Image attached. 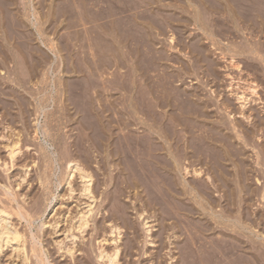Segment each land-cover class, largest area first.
<instances>
[{
    "label": "bare ground",
    "instance_id": "6f19581e",
    "mask_svg": "<svg viewBox=\"0 0 264 264\" xmlns=\"http://www.w3.org/2000/svg\"><path fill=\"white\" fill-rule=\"evenodd\" d=\"M219 2L220 3H218L217 0L212 1L211 5L214 6L213 7L214 9L221 10L223 12H226L227 14L232 12L233 9L231 10V8H229L227 4L223 5L222 0H219ZM237 2L239 3L240 1L237 0ZM256 3H258V2H256ZM239 4H238V6H239ZM244 4H243V6H244ZM260 4H262V3H260ZM262 6H264V5H262ZM196 7H197V9H195V13H196L195 16L196 15L200 16L202 13L204 15L205 11L207 13L208 11L211 10V8H209L207 6L206 7L196 6ZM255 9H257V8H255ZM188 10H189V8H188ZM192 13H193V11H192ZM100 15H102V14H100ZM203 15H201V16L203 17ZM214 15H216V13ZM138 16H140V15H138ZM155 16H156V13H155ZM261 16H262V19L259 22V28L258 29L261 32V34L264 35V12ZM191 17H193V16H191ZM140 18H136L135 26L132 29L133 30L132 35H130V36H132L131 44L133 46L131 57H130L131 58L130 59V62H131V68L130 69H131V73L133 76L134 84L132 83L133 88H131V91L129 90V92L131 93V96H129L130 93H128V96H127V97H129V100L127 99L128 101L126 103L122 104L124 106L123 108H120L121 105L119 106V104L115 101H112V100L107 101V98H105V99L108 103L102 102V103H107V104H103L105 106V108L101 109V107L99 106L102 103H100L97 106V104H98L97 101L100 99L96 100V97L97 96L99 97L101 95L103 97V94L105 93L103 90L99 91V90H95L96 89L95 88L94 91H96V92H94L93 89H90L87 87L79 89L81 92L78 91V89H77L78 87L73 88V89L65 87L63 89L62 93L65 95V97L62 100V104H63V107L61 106L63 108L62 111L64 110L63 112L66 111L68 113H69V111H71V114H73L72 113L73 112L72 111V109H73L72 105H73L76 109H78L79 113H82L83 115L81 114L78 117L76 116L77 118L76 117L72 118L74 116H72L70 114L72 116L71 117L72 120L77 122V123L80 122L82 125L83 124L86 125L85 122L89 123L90 124L89 126L92 127V129L94 131V135H92L93 140L89 141L90 148L88 147V149H84V151L86 150V152H84L85 154L84 153L80 154V152H79L80 150L78 151L77 149H73L72 145L71 146H64V147L62 146L60 148L61 149L60 150V159L62 161L61 165L63 168L61 169L59 174H57V176H56L55 172H52L53 169L55 168L54 167L55 165H53L54 160H53L52 154L55 152L54 149H56V147L58 146L59 143L58 144L56 143L57 146H55L54 144H51L53 149L46 147L48 149H46L44 156H45V158L48 157V159H47L48 165L47 164H45V165H47V168H50V169L49 170H47V169L43 170V172L38 175V181H40L41 185L43 186V189H42L43 196H45V194H47V195L49 194L51 196V193L54 192L53 187H56V191H58V192L56 194H54V201L51 200L52 204L50 203V211L52 214L51 216H53V217L52 218L50 217L51 220L47 219L48 221L46 223H43V226H46L47 229L44 230V228H46V227H44V228L41 227V229L39 231L38 230L37 231L38 232L42 231V234L40 233V235L42 237L47 236L48 233H51L53 235L54 234L62 235L63 237L61 239H56V241L51 240L52 238L51 239L49 238V240H51V243H52V241L55 242L54 247L56 246V249H54V251L57 250L59 252V254L61 252L63 257L64 256H66V257H64L65 259L62 258L64 260H59L60 258L58 260H56L55 253L53 256L54 251L49 252V250H47L48 254L52 253L51 256H53L55 258V259L52 258V261H54L53 262L54 264H68V262L71 260H72L73 264H96V263H94L95 261H93L94 259H97L99 261L98 263H100L101 261L103 262L100 264H150V263L152 264V262H155V261H156V264H164L163 263L164 260H162L163 259L162 257L164 255L162 256V254L164 253L163 250H166V248L168 246V244H167L168 241H166L167 237H165V235H166L165 233H167V232L169 233L170 230H172L173 231L172 234H173L177 228H178L177 231H179V232L182 231L180 229L181 226L179 225V223L181 224V222H180L181 219L176 217V213L178 214V212H176V210H180V211H184V214H183L184 217L186 216L188 218V221L185 220L184 222L188 225L187 228H189V229L188 230H185L186 228L184 229L187 232V233L185 232L186 234H184L186 236V238L184 237V239L178 237V235H175V234H177L176 232H175V234H173L174 235L173 238L174 237H175V239L178 238V241L181 243V245H180L179 249L177 248L179 251H177V250L174 251V252L179 253L177 257L176 256L174 257V255H173V257L176 258L175 262L174 263H168L167 262V264H264V234L262 233L263 235L261 237H260V235L257 237L253 236L254 233L252 235L247 234L246 228L248 227L247 226L248 224L245 223V221L250 223L249 226L251 227V232H253L252 229H255V227H253V225L255 226L257 223L258 224L264 223V211L256 215V213L258 212L257 211L255 213V216L251 217L250 216L251 212L249 213L248 210L250 209V207L252 210V207H254V206H252V205L251 206L246 205L245 207L243 206L246 203L250 204V201L252 202V200L254 199L255 196L259 195V196L263 197V199H264V182H262V179H261L262 177H264V168H262V166L264 167V162H263L264 161V139L261 138L262 136H264V116H261V117L258 116L257 109H255L256 104H255V106H254V104H252L253 107H251V102H254L253 101L254 99H252L251 97H249L246 94L247 88L240 89L242 87V86H240L241 82L236 83L237 78L230 73L231 67L234 69L237 68V71H239L241 68V63H238L239 61L238 62L236 61V58L238 59V57H236V56L242 55L244 52H246V54H247L246 49L248 50V48H249V50H251V52H254V53L255 52L257 53V51H261L262 50L261 46L263 45V41L261 40L262 43L260 41H258L255 44L253 43L252 46L248 45L249 47L247 46V48H246V45H244V43H242L243 41L241 39L240 40L241 43L238 41L240 43V45L236 44V49L234 47L233 48L224 47V46L222 47V44L220 47V46H217L216 43H214V42L212 43V46L214 45L216 47V49L219 50L218 53L220 54L221 58H223L224 60L226 59L225 62H228L227 65H225V67L228 68V69H226V71H227L226 76L229 80L226 88H227V91L232 92V95L235 97V100H236V102L232 101L233 103H231L230 101L233 100L234 98H232V99L230 98L231 99L230 101H228L227 99H225L224 101L222 99V101H221L223 103V105L225 106V107H223L225 109V112H227L229 115V118H231L230 119L231 121L228 123L227 121H229V120L226 121L225 118L220 117L221 114L218 115L220 113L219 111H218L219 113H217L218 108L214 109V110L216 111V113L220 119L218 117H217L218 119L214 118L215 117V115L213 113L214 110L211 106H214L216 103L211 102L210 97L208 95L207 96L209 98H207V99H205L203 96H201V94L199 93L200 92L199 89H198L199 92L196 88H194L192 91L188 92V90L182 91V90H178L176 88L171 87V83H172L171 79L174 76L179 75L181 72L179 74H175L174 76L167 73L165 75H161L160 78H157L159 80H157V79H156L157 81L154 80L155 76L152 75L153 73L151 72V70H153V67H157L159 65L165 66L163 64H167V62L170 59H172L171 58L172 55L168 53L169 49L165 50L163 48H162L163 50H160V51L158 50L159 55H157V52L155 51V49L153 47V41H155V39H153V38H155L157 35L154 37V36H152V34H154V33H150V29L152 30V28L153 29H156V28L152 27V26H150L152 28H149V24H148V26H145L146 24L141 26V22L137 21V19H140ZM143 18H145V17L143 16ZM146 18H145V20H148ZM155 18H157V17H155ZM173 18H175V17H173ZM243 18H246V17H243ZM153 19H154V17H153ZM157 19L155 21H156V23L159 22V26H160L161 25L160 21H157ZM214 19H216V18H214ZM202 20H204V19H202ZM155 21H153L154 25L156 24ZM210 21H208V22L206 21L207 24ZM256 21L258 23V20H256ZM148 22L150 23L152 21H148ZM139 23H140V25H138ZM144 23H147V22H144ZM203 23H205V22H203ZM220 23H222V22H220ZM223 24L225 25V23H223ZM223 24L221 25L222 27H220V28L224 27ZM169 25H170L169 23L165 24L164 28H166ZM173 26L171 25V27H173ZM218 26H215V27H218ZM156 27H158V26H156ZM182 27H184V26H182ZM209 27H214V25L211 24V26L210 25L207 26L206 24H203V26H201L199 28H201V31L207 35L205 37V39H210V41H212L213 40V34L215 35V33L213 31H215V30L211 31V29H213V28H209ZM95 28H96V26H95ZM158 28L163 29V27H158ZM191 28H193V27H191ZM220 28H218V30ZM108 30H110V29H108ZM164 30H162V31H164ZM173 30H174V28H173ZM218 30H216V31H218ZM221 30L222 29H220V31ZM153 31L154 30H152V32ZM169 31H170V29L168 30V32ZM154 32H156V31H154ZM223 32L225 33V30ZM109 33H110V31H109ZM159 33H161V32H159ZM219 33H221V32H219ZM174 34H175V32L168 35L169 36V44H170L169 46H171L172 49L173 48L178 49L180 47L179 51L184 53V55H186L187 58L188 57L190 58V60L188 61L187 59L185 60L184 58H182V56L177 55V58L182 63L181 64L182 69L180 67V70H182V73L184 74V75L180 74V76H187L186 74H191V75L195 74L196 75L198 70H201L202 67H206L205 69L208 70L209 73L205 69L204 70L208 74H210L209 76L214 75L213 77H216L218 74L217 68H219V66H217V62L213 59V57L210 56V49L208 47V44L207 43L205 44V41H203V38H204L203 35L202 34L200 35V33H199V35L202 36V37H200V36H193V35H191V33H189L191 36H193L192 38L190 37L192 39V41H190V44L188 42H185L188 44H183L184 41L182 42V40H181V42H180L181 45H179V47H177L176 44L178 41L176 39H178V38H176L177 36H175ZM122 35H124V34H122ZM122 35H120V36H122ZM220 35H223V34L221 33ZM103 36L106 37L107 35H103ZM107 39H109V38H107ZM156 40H158V39H156ZM108 41H110V40H108ZM114 41H115V39H114ZM221 41H222V39H221ZM249 41H251V40H249ZM90 42H92V41H90ZM99 42H101V40ZM104 42H105V39H104ZM218 43H219V41H218ZM231 45H230V47H231ZM90 46H91V44H90ZM233 46H235V44ZM91 48H89V49H91ZM114 48H116V47H114ZM105 49L107 50V48H105ZM99 50H100V48H99ZM88 52H90V50ZM101 52H102V50H101ZM105 52L106 51H104V53ZM111 53H112V51H111ZM115 53H116V51H115ZM6 54L8 56V53H6ZM172 54H174V52ZM7 56H4L5 59H8L9 56L8 57ZM102 57H103V59L106 58L104 56H102ZM263 57H264V55L261 58L262 60L264 59ZM255 58H258L257 55ZM117 59L118 58H116L115 61H119ZM50 60L51 59H49V61ZM105 61L107 63L113 64V65L115 63H117L113 60V58H111V59L106 58ZM54 63L55 62H53L51 64L53 65ZM118 63H120V61ZM255 63H257V62H255ZM179 66H178V68H179ZM252 66H253V64H252ZM263 70H264V68H263ZM224 71H225V68H224ZM150 72L152 74H150ZM198 72H200V71H198ZM236 73H239V72H236ZM89 74H91V73H89ZM261 74H264V72H262ZM197 75L195 77H197ZM219 77H220V75H219ZM217 78H218V76H217ZM180 79H183V78H180ZM225 79H226V77H225ZM174 80H175V78H174ZM245 80H247V79H245ZM2 82H5V81H2ZM249 82H251V81H249ZM86 86H87V84H86ZM91 86H93V85H91ZM12 88H14V87H12ZM12 88H8V87L4 88V87L0 86V109L2 110V113H3L2 117H1L2 120L17 119L18 114L21 113L20 117H21L22 121L26 124L28 122L27 119H29L28 116L30 115V113L31 114L35 113V114L40 115V114H42L41 112H43V111L45 112L44 109L47 110L48 107L47 108L42 107L45 103H42V101L40 100L41 98L39 99L38 98L39 96L37 97L36 94H35V96L39 100L36 99L35 101H32L33 99H29L28 96L25 97V94H24V97L20 96V95H23L22 94L23 92L22 93L20 92L21 94L19 95V92L16 89L14 91L8 90V89H12ZM103 88L104 87H102V89ZM47 90H49V89H47ZM113 90L114 89H112V91ZM248 90H250V92L252 94L258 93L257 86L255 84L249 85ZM33 91L34 90L31 91V90L27 89L26 92L30 95L37 92V91H34V92ZM40 91H41V89H40ZM55 91H57L55 93L59 92L56 89H55ZM215 91H216V89H215ZM17 92H18V94H17ZM45 92H47V91H45ZM49 92H50V94L51 93L54 94L53 89H50ZM116 92H115V94H116ZM37 93H39V92H37ZM80 93L84 94L83 95L84 97L87 94L91 96V100L89 99L90 97L88 99L82 100V109L81 110H79V108H81V107H79L80 104L77 102L78 99L77 100H76V98L74 99V96L79 95ZM201 93H203V91ZM112 94H114V93L112 92ZM39 95H40V93H39ZM45 95H46V93H45ZM50 96H48V97H50ZM180 96H182V98H180ZM108 97H109V94H108ZM25 98L28 100H26ZM121 98H122V96H121ZM82 99H83V97H82ZM46 100L47 99L43 100V102H46ZM69 100L73 101L74 103L69 101ZM101 101H103V100H101ZM255 102L257 104H260V102H258V101H255ZM80 103H81V101H80ZM234 103L236 105L238 104L237 105L238 107L234 106L235 105ZM30 104H32V105H30ZM232 104L234 107L232 106ZM103 105H102V107H103ZM31 106H34V107H31ZM258 106H260V105H258ZM261 106H262V104H261ZM16 107L18 108L17 111H15ZM98 107H100V109ZM220 108H222V107H220ZM258 110H259L258 112L261 111V109H258ZM76 111H75V114H77ZM115 111L116 112L119 111L120 113L124 112V114H126L128 117L127 116L125 117L123 115L124 117L121 116L122 119H119V117H118V119L111 120L108 118V120H106V113L112 112L115 114L116 113ZM49 112H45V115L48 114L50 117V115L54 111L50 112V113ZM261 112H260V115H261ZM53 114H55V113H53ZM107 116H108V114H107ZM108 117H111V116H108ZM245 118L248 119L249 121L251 120L249 122L250 124L252 123L251 126L249 125V123L247 121L244 120ZM83 120H85V122ZM9 121H11V120H9ZM1 123H2V121L0 122V124ZM5 123H6V120H5ZM246 123L248 124V126L246 125ZM25 124H23V125H25ZM38 124L36 125V128H34L35 130H33L35 133V136L37 134H39L41 131V130H39V128L41 126L39 124V126H40L39 127ZM1 125H3V124H1ZM4 126H6V125L4 124ZM29 126L31 128L30 122H29ZM179 126H181L182 129H180ZM11 127H9V128H11ZM30 128H29V130H30ZM51 128H52V126H51ZM51 128H49V129H51ZM53 128H55V127H53ZM12 129H10V130H12ZM85 129H86V127H85ZM119 129L125 130V134L119 133L117 131ZM190 129L191 130L197 129L198 135L196 137L193 136V134H191V136H188L191 131L187 132L188 135L185 136V138L183 137L184 135H182V136L180 135L181 134L180 130L188 131ZM227 130H229V131H227ZM238 130H241L240 131L241 133H239ZM27 131H28V129H27ZM260 131L262 132V134ZM2 133H3V131H2ZM29 133L32 134L31 132H29ZM259 133L262 136L259 135ZM1 136L4 137V139L5 138L8 139V137L6 135L1 134ZM88 139H90V138H88ZM238 139H240L241 141H238ZM83 140H84V138H83ZM11 141L9 139V142H11ZM79 141H81V140H79ZM79 141H78V143H79ZM19 142L20 141H18V139H17V141L15 139L11 143H6L5 149L8 153V157H5V158H7L8 161L5 159L3 161V163L1 162V164H4L5 167H7V168H8V165H10V166L7 170L5 169V171H8L12 166H14L18 162V161L16 162L15 160H18L17 157L19 156V154L22 153L21 152L22 146L20 147ZM94 145L96 147H94ZM247 146H251V147L255 146L254 148L256 149V156H255L256 158L253 159V160H255V163H254L255 165H253L251 162H248L249 158L247 156V153H248L247 152L248 149L246 148ZM79 148H81V147H79ZM93 149L94 150L99 149L98 150L99 153L96 152L97 154H99L97 157L98 158V160H97L98 166L97 167L99 168V170H102V173L105 176L104 179L101 178V175L99 174L98 175V176H100L99 177L100 180H99L96 176L97 174H95V172L97 173V170L94 171L95 170L94 169L92 171V169L95 168L93 166V151H92ZM0 150H1V148H0ZM58 152H55V153H58ZM58 155H59V153H58ZM80 155L83 158L82 160L78 159V156H80ZM1 157H3V156H1ZM20 158L21 157H19V159ZM1 160H2V158H1ZM24 160H25V158H24ZM56 162H58V161H56ZM94 162H96V161L94 160ZM35 163H36V160H35ZM42 163H44V162H42ZM45 163H46V161H45ZM26 164H24L23 166L25 167ZM39 164H40V162H39ZM28 165H26V166H28ZM41 165L42 164H40L39 166H41ZM39 166H38V168H39ZM56 166H58V164ZM258 166L260 168H258ZM36 169H37V167H36ZM28 170H29V168H28ZM39 170H40V168H39ZM54 170H57V169H54ZM41 171H42V169H41ZM261 171H262V173H261ZM36 172H37V170H36ZM27 174H28L27 171L24 174L22 173V175L20 176L22 182L18 181L17 185H15V186H17L16 188L18 189V191L20 189V186L22 184H24V181L27 180L26 179ZM29 174L32 175L33 173L31 174V172H30ZM18 175H20V174H18ZM54 175L57 178V181L55 180L56 181L55 184L53 182L54 180L52 181V179H51ZM12 176H13L12 179H15L14 175H12ZM32 176H31V178H32ZM36 176H37V174H36ZM7 177H8V175H7ZM252 178H254V181L257 185L256 187L254 186L255 184L253 185V183L251 184V182H250V180ZM28 180H30V179L28 178ZM33 180H30L31 183L33 182ZM35 181H37V178ZM252 181H253V179H252ZM10 182H11V180H8L5 183L9 184ZM14 183L15 182H13V184ZM27 183H28V181H27ZM31 183L29 182V184H27V185L31 186ZM260 183L262 185H260ZM8 184L5 185V187H4V190H5L4 193L0 192L1 193L0 195L3 194L6 197V200H3L4 199V197H2L3 195L1 196L3 199L0 198V252H2L1 254H3V252L6 248H12L13 252H11V253L14 256L21 258L20 264H29L28 261H29V259L32 258L29 255H32L36 258V262H35L36 264H52V263H50V261L48 259L46 260L41 256L42 253H44V255H45V252H44L45 247H41V246L39 247L38 245L41 244L40 242L37 245L38 240H36V235H38L39 233L36 234L37 232L35 233L33 228H32L33 222L35 221L34 217L37 216V213H39V212L44 213V211H42V207H43V205H45V204H42L43 198L40 200V198L42 197V195H41L42 193L39 194V195H41L40 197L38 196L39 199H37L35 197L36 198L35 205L31 204L32 207H34L37 210L36 211L32 208L36 212V215H35V214H33L34 213L33 210L31 211L30 209H27V207H30L31 205L30 206L28 205L26 207L25 206L26 200H25V202L20 201L19 200L20 197L17 195L18 193H16V192H18V191H16L17 189L14 190L11 187L12 184H9V185ZM27 185H24V186L27 187ZM35 185H37V184H35ZM22 186H21V188H22ZM32 186H34V185H32ZM42 186H41V188H42ZM23 189H24V187H23ZM61 190L64 193H62ZM131 190H135L136 201L133 204L134 209H136L135 214L137 215L139 220L142 219L143 225L146 228L145 232L147 233V236H148V238H146L147 242H145L146 240L144 242H142V244L144 243L143 247L139 246L137 243V240L140 238L139 237L140 233H138L139 231L136 233V230L133 232H132V230H130L131 228L133 229L136 227H134L135 223L130 222L131 219H129V217H132V216H129L130 214L128 215V213L130 212V211H128V206L130 204L128 203V205H127L126 200H124V198L126 195L130 196ZM0 191L3 192V188ZM128 193H129V195H128ZM19 195H20V191H19ZM25 195H27V194H25ZM62 196L63 197L67 196V199L70 198V200L73 197L77 199L76 202H74V203H76V206L78 209L77 210L75 209L76 213L74 215L72 214L73 213V210H72L73 207H70L71 202H70V204L67 205V203H69V201L66 199L63 202V200L65 198L63 199ZM127 196H126V198H127ZM100 197H102V199ZM72 200H74V199H72ZM128 200L129 199H127V201ZM20 202H22V203H20ZM49 202H50V197H49ZM63 203L64 204L66 203L67 206L66 205L63 206L62 205ZM15 204H16V206H15ZM23 204H25V205H23ZM73 204H72V206H73ZM41 205H42V207H41ZM218 206L220 209L219 208L216 209ZM247 206L249 208H246ZM149 207H150V209H149ZM242 207L245 208V211L241 210ZM151 208H152V210L154 209V212L157 211L156 212L157 215H158V213H160L161 216L163 214H166V215L167 214L168 215L173 214V216H171V217H174L173 218L174 221L172 220V222L169 221L170 223H168V222H167V224L165 223L164 224L165 226L163 225L164 227L162 226L161 230L158 229V231H156V229H154V226L151 224V222L153 220L152 218H154L153 217L154 214H153V211H151ZM244 208H242V209H244ZM43 209H44V207H43ZM246 210H247V212H246ZM254 211H252V212H254ZM198 213L200 215H204V218H202V221L200 219H198L197 217H195L196 214H198ZM252 214L254 215V213H251V215ZM13 215H16L18 220L19 221L21 220V223H22V219L26 220V222H27L26 226L28 225V229H29L30 235H31V244H30V241H28L27 243H29L31 246H29L26 243V241H27L26 237L28 236L27 234L29 231L25 232L26 230H24V229L27 227L23 228V226H22V229L24 231L20 230L21 227L18 228V226L16 224L18 221L15 220V222L17 221L16 223L12 222V218L15 217ZM163 216H165V215H163ZM186 217L184 219H186ZM253 217H255V218H253ZM43 218H44V216H43ZM48 218H49V216H48ZM14 219H13V221H14ZM38 219H41V218H38ZM128 220H130V221H128ZM165 220H167V219H165ZM122 222L126 226H128V228L130 230L129 231L127 229V231H129L128 234H127V232H125L126 230L124 231L125 233L123 232V229H124L123 227H126V226L121 227ZM25 223H23V224H25ZM198 223L200 225H198ZM34 225H36V224H34ZM50 226H52L50 228L51 230L48 229V227H50ZM194 226L200 227L199 234L197 232H195V230L194 231L192 230L194 228ZM37 229H38V227H37ZM247 229H249V228H247ZM91 230L95 231V234H97V237H96V235L95 236L93 235L94 233L92 234L96 238V241L98 240L96 242L98 244L97 250H95V251H97L96 252L97 258H94L92 252L90 253V251H92L90 249V246H91L90 244L94 240L92 242H91V240H89L91 242V243L89 242V244H88V245H90L89 246L90 250L87 248L85 250L86 251L85 256H84V254L81 255L82 253H84V252H82L80 255L84 256V257L79 258V254L77 252L80 250L81 251L84 250V249L83 250L81 249L84 247L82 245L84 244V242H86V241L88 242V240L84 241V239H86L87 234H89V233L91 234ZM248 232H249V230H248ZM123 233L126 236L128 235L125 238L124 242L122 241ZM130 233L133 235H130ZM168 233H167V236L170 237L168 235ZM180 233L182 235V232H180ZM170 234H171V232H170ZM92 235L90 236L91 239H93ZM38 237H39V235H38ZM53 237L57 238L58 236H56V237L53 236ZM155 237H158V242L155 241L156 240ZM258 237H260V238H258ZM46 238H45V246L47 245L46 243L48 242V240H46ZM123 240H124V238H123ZM170 240H171V237H170ZM121 241L123 242V244ZM171 242H174V241H170V243ZM177 242H175V243H177ZM179 242L177 244H179ZM51 243H49V244H51ZM93 243H95V241ZM26 244H27V246L30 247V251H31L30 253L31 254L28 252L29 255L27 253V251L29 249L26 248ZM43 246H44V244H43ZM49 246H48V248H49ZM95 246H96V244H95ZM175 246H176V244H175ZM86 247H87V245H86ZM94 248H92V249H94ZM153 248L155 249V251L153 250ZM151 249L153 251H151ZM149 250L151 252H149ZM95 251H94V255H95ZM167 251H168V249H167ZM171 251L173 252V250H171ZM58 252H56V253H58ZM165 253H166V251H165ZM48 254H47V258H48ZM50 254H49V257H50ZM76 254L78 255L77 257L79 259L76 257ZM138 254H139V257H137ZM91 256H93L92 257L93 260L91 259ZM19 258H17V259H19ZM68 258H69V261H68ZM45 260L48 262H46ZM50 260H51V258H50ZM31 261H33V259ZM72 262H69V263L72 264ZM35 263H33V264H35Z\"/></svg>",
    "mask_w": 264,
    "mask_h": 264
},
{
    "label": "rangeland",
    "instance_id": "374dc122",
    "mask_svg": "<svg viewBox=\"0 0 264 264\" xmlns=\"http://www.w3.org/2000/svg\"><path fill=\"white\" fill-rule=\"evenodd\" d=\"M212 1H216V0H195V1L194 0H0V63H1L0 64V86H2L4 88L5 87H8V88L14 87V88L8 89V90L14 91L16 89L19 92V95L23 92L22 93L23 95H20V96L24 97V94H25V97L28 96L29 99H33L32 101H35L36 99L39 100L41 98L40 100L42 101V103H45L47 105L46 106L44 104L42 107H45V108L48 107L47 110L44 109L45 112H49V111L53 112L54 111L53 113H55V114L52 113L50 115V117L48 114L45 115L44 111L41 112L42 114H40V115L35 114V113H32V114L30 113V115L28 116L29 119H27L28 124L27 123L25 124L22 121V119L20 117L21 116V113H20V114H18L17 119H5L6 120V123H5V120H2V118H1L3 113H2V110L0 109V112H1L0 113V122L2 121L1 124H3V125L0 124V131H1L0 133L3 135H6L8 137V139L7 138L4 139V137H2L0 134V139L2 138L0 140L1 141L0 142V148H1V150H0L1 154L0 155L3 156V157L0 156V180H1L0 181V190L3 188V192L2 191H0V192L4 193V191H5L4 187H5V185L8 184L5 182H7L8 180H11V182L9 184H12V186L11 185L10 186L14 190H16L17 186H15V185H17L18 181L22 182L20 176L22 175V173L24 174V173H26V171L28 172L27 178H26L27 180L24 181V184H22L23 186L21 185L22 188L20 186L21 190L23 189V187H24V189L22 191L19 189L20 195H19L18 189L16 190V191H18L16 193H18L17 195L20 197L19 198L20 201L25 202V200H26V202H25L26 205L23 204L26 207L28 205L30 206L31 204L35 205L36 198L39 199V197L42 195L40 200L43 198L42 199L43 202L42 201L41 202H42V204H45V205H43L44 209H43L42 205H41V207H42V211H44V213L43 212L37 213V216L34 217L36 222L35 221L33 222L32 228H33L35 233L37 232L36 234L39 233L38 234L39 237H38V235H36V240H38L37 245L40 242L41 244L38 246L39 247L40 246L45 247V250H44L45 255H44V253L41 252L42 253L41 256L46 260L48 259L50 261V263L54 264L53 263L54 261H52V258L53 259L56 258V260H58L59 258H60L59 260H64L65 259L64 257H66V256L63 257L61 252L59 254V252L57 250L54 251V249H56V246L54 247V245H55L54 241H56V239H61L63 237L62 235H60V234H54L53 235L51 233H48L49 236L47 235L45 237H42L40 235V233L42 234V231L38 232L41 229V227H43V228L46 227V226H43V223H46L48 220H51V218L53 217V216H51L52 214L50 211V203L52 204V201H54V194H56L58 192V191H56V187H53L54 192L51 193V196L49 194L48 195L45 194L46 197L43 196V192H42L43 186L41 185L40 181H38V175L40 173H42L43 170H45V169L49 170L50 169V168H47L48 157L45 158L44 153H45L46 149H48V148L53 149L51 144H54L55 146H57L56 143L57 144L59 143L58 146L56 147V149H54L55 152L59 151L58 152L59 155H58V153H55V152L52 154L53 160L58 161V162L53 161V165H55L54 169H57V170L53 169V171H52V172H55L56 176H57V174H59V172L63 168L61 165L62 161L60 159V150H61L60 148L62 146L64 147V146H71L72 145L73 149H77L78 151L80 150L79 151L80 154L84 153V152H86V150L84 151V149H88V147L90 148L89 141L93 140L92 135H94V131H93L92 127H90L89 126L90 124L85 122V120H83V121L86 123V125L85 124L82 125L80 122L77 123V122L72 120V118H75L76 116L78 117L79 115L82 114V113H79L78 109H76L73 105H72V108H73L72 113L74 115L71 114V111H69V113L66 111L63 112L64 110L62 111V109H63L62 108L63 107L62 100L65 97V95L62 93L63 89L65 87L72 88V89L78 87L77 89H78V91H80L79 89L87 87V88L93 89V91L95 88H96L95 90H99V91L103 90L105 92L104 94L107 97L104 94H103V97H102V95L99 97L97 96L96 100L100 99L97 101L98 104L96 103L97 106L102 102H107L109 100H112V101L117 102L119 104V106L121 105L120 108H123L124 106L122 104L126 103L129 100V97H127V96H128V93H130L129 90L131 91V88H133V84H134L133 76H132L131 69H130L131 68V62H130L131 58L130 57H131L132 47H133L131 44L132 36H130V35H132V32H133L132 29L135 26L136 18H140L142 16L140 19H137V21L141 22V26L145 25V24H146L145 26H148V24H149V28H152V27L156 28V29L152 28V30H154L156 32H154V31L152 32V30L150 29V33H154V34H152V36H154V37L157 35L156 36L157 38L156 37L153 38V39H155V41H153V47H154L155 51L157 52V55H159L158 50L160 51L163 49H165V50L169 49L168 53L172 55V57H171L172 59H170L168 61L169 63L167 62V64H163L165 66L159 65L157 67H153V70H151V72L153 74L151 72H150V74L155 76L154 77L155 81L159 80L157 78H160L161 75H165L167 73L174 76L175 74H179L181 72L180 74L182 75L183 74L182 70H180V67L182 69V66H181L182 63L177 58V55L182 56V58H184L185 60L187 59L188 61L190 60V58L189 57L187 58V56L184 55V53L179 51V49H180L179 45H181L180 44L181 40H182V42L184 41L183 44H188V43L190 44V41H192L191 38L193 36H200L201 34L203 35V37H204L203 41H205V44L206 43L208 44V47L210 49V56L213 57V59L217 62V66H219V68H217L218 69V74H217L218 78H217V76L213 77L214 75L209 76L210 74H208L209 71L205 69L206 67H202L203 70L202 69L198 70L201 73L197 71V73H196V75L198 74L197 77H195L196 76L195 74H192V75L186 74L187 76H180V74H179V75L174 76L171 79V81L173 83V84L171 83V87L176 88L178 90H182V91L188 90V92L192 91L194 88H196L197 90L199 89L200 92H199V90H198V92L201 94V96H203L205 99L210 97V101L213 103L215 102L217 104V105L215 104L214 106H211V107L213 108V110L218 108L217 113L220 112L218 115L221 114V116H220L221 118H225L226 121L229 120V121H227L228 123L231 121L230 120L231 118H229L228 113L225 112V109L223 108L225 106L223 105V103L221 101H222V99H223V101L225 99L230 101L232 98H234L233 100L230 101L231 103H233V102H236V100H235V97L232 95V92L227 91V88H226L229 80L226 76V72H227L226 69H228V68H226L225 65H227L228 62H225L226 59L224 60L223 58H221L220 54L218 53L219 50H217L214 45L212 46V43L214 42L217 44V46H220V47L222 44V47L223 46L229 47V48L234 47L236 49V44L240 45L241 39L243 41L242 43H244V45H246V48L248 45L252 46L253 43L255 44L258 41H260L262 43V41H263V45L261 46L262 47L261 51H257V53L256 52L254 53V52H251V50H249V48H248V50L246 49L247 54H246V52H244L243 53L244 55L242 54V55L236 56V57H238V59L236 58V61L237 62L239 61L238 63H241V68H240V70L238 69L239 71H237V68L234 69L231 67L230 73L237 78L236 83L241 82L240 86H242V87L240 89L247 88L246 94L249 97H251L252 99H254L253 100L254 102H251V107H253L252 104H254V106L256 104V106H255L256 108L255 107L254 108L257 109L258 116H260V117L264 116V74H261L262 72H264V70H263L264 59L263 60L261 59L262 56L264 55V39H263L264 35H262L258 29L259 28V22L262 19L261 15L264 12V6H262V5H264V1L261 0L262 1L261 2L260 0H245L246 1L245 2L244 0H238V1H240L239 2L240 4H239L237 2V0H222L223 5L227 4L228 7L231 8V10L233 9L231 12L232 14L231 13L227 14L226 12H223L221 10L214 9L213 8L214 6L211 5ZM217 2L220 3L219 0H217ZM256 2H258V3H256ZM260 3H262V4H260ZM238 4L240 7L238 6ZM243 4H244V6H243ZM196 6H201V7L207 6V7L211 8V10L208 11L207 13L205 11L204 15L202 13L201 15H203V17L201 15L195 16V14H196L195 9H197ZM188 8H189V10H188ZM255 8H257V9H255ZM192 11H193V13H192ZM155 13H156V16H155ZM215 13H216V15H214ZM100 14H102V15H100ZM138 15H140V16H138ZM143 16L145 18L147 17L146 19H148V20H145V18H143ZM191 16H193V17H191ZM153 17H154V19H153ZM155 17H157L158 19ZM173 17H175V18H173ZM243 17H246V18H243ZM214 18H216V19H214ZM156 19H157V21H160V24H161L160 26H159V22H157L158 24L156 23V21H155ZM202 19H204V20H202ZM256 20H258V23ZM148 21H152V22L149 23ZM153 21H155V23L157 25L156 24L154 25ZM206 21L207 22L210 21V22L207 24ZM144 22H147V23H144ZM203 22H205V23H203ZM220 22H222V23H220ZM167 23H169L170 25L167 26L168 28L167 27L164 28V25ZM223 23H225V25ZM203 24H206L207 26H209V25L211 26V24L214 25V27H209V28H213V29H211V31L215 30V31H213L215 33V35L213 34V40L212 41H210V39H205V37L207 35L201 31V28H199V27L203 26ZM222 24L224 26L223 27L224 29L220 28V27H222L221 26ZM138 25H140V23ZM171 25L172 26L174 25V26L171 27ZM95 26H96V28H95ZM150 26H152V27H150ZM156 26L163 27V29L162 28L161 29L162 30L165 29V30L162 31L160 28H158ZM182 26H184V27H182ZM215 26H218V27H215ZM191 27H193V28H191ZM173 28H174V30H173ZM218 28L222 29L223 31L225 30V33L222 30L220 31V29L218 30ZM108 29H110V30H108ZM169 29H170V31L171 30L172 31L168 32ZM216 30H218V31H216ZM109 31H110V33H109ZM159 32H161V33H159ZM174 32H175L174 35L177 36L176 38L179 39V40L176 39L178 41L176 44L177 47H179L178 49H176V48L172 49L171 46H169L170 44H169V36L168 35L171 33H174ZM219 32H221L223 35H220L221 33H219ZM189 33H191V35H193V36H191ZM199 33H200V35H199ZM122 34H124V35H122ZM103 35H107V36L105 37ZM120 35H122V36H120ZM200 37H202V36H200ZM103 38L105 39V42H104ZM107 38H109V39H107ZM88 39L92 42H90ZM114 39H115V41H114ZM156 39H158V40H156ZM221 39H222V41H221ZM100 40H101V42H99ZM108 40H110V41H108ZM249 40H251V41H249ZM218 41H219V43H218ZM185 42H188V43H185ZM90 44H91V46H90ZM234 44H235V46H233ZM230 45H231V47H230ZM114 47H116V48H114ZM89 48H91V49H89ZM99 48H100V50H99ZM105 48H107V50ZM89 50H90V52H88ZM101 50H102V52H101ZM104 51H106V52L104 53ZM111 51H112V53H111ZM115 51H116V53H115ZM173 52H174V54H172ZM6 53H8V56L11 59L7 56ZM256 55L258 58H255ZM4 56H7L8 59H5ZM102 56L106 57L107 59L113 58L114 61L116 60V58H118L117 60H119L120 63H118L119 61H115L117 63H115L114 65L109 64L105 61L106 58L103 59ZM49 59H51V60L49 61ZM253 59L254 60L256 59V60L254 61ZM53 62H55V63L52 65L51 63H53ZM255 62H257V63H255ZM252 64H253V66H252ZM178 66H179V68H178ZM224 68H225V71H224ZM236 72H239V73H236ZM89 73H91V74H89ZM219 75H220V77H219ZM178 76L180 78H183V79H180ZM225 77H226V79H225ZM174 78H175V80H174ZM245 79H247V80H245ZM2 81H5V82H2ZM249 81H251V82H249ZM86 84H87V86H86ZM253 84H255L257 86V90H258L257 94H252L250 92V90H248L249 85H253ZM91 85H93V86H91ZM102 87H104V88L102 89ZM27 89H29L31 91L32 90L37 91L40 93V95L37 92L33 93L34 91L32 92L33 94L30 95L26 92ZM40 89H41V91H40ZM47 89H49V90H47ZM50 89H53L54 94H52V93H51L52 95L50 94V92H49ZM55 89L58 90L59 92L55 93V92H57V91H55ZM112 89H114V90L112 91ZM215 89H216V91H215ZM43 91L44 92L47 91L49 94L47 92H45L46 93V95H45V93ZM202 91H203V93H201ZM18 92H17V94H18ZM94 92H96V91H94ZM112 92L114 94H112ZM115 92H116V94H115ZM120 93L121 94L123 93V94L121 95ZM35 94L37 97L39 96L38 97L39 99L36 98ZM108 94H109V97H108ZM83 95L84 94L80 93L79 95L74 96V99L75 98H76V100L78 99L77 102L80 104L79 107H81V108H79V110L82 109V100L88 99L89 97H90L89 99L91 100L90 95L87 94L86 95L87 97L85 96L86 98ZM48 96H50V97H48ZM121 96H122V98H121ZM129 96H131V93ZM82 97H83V99H82ZM44 98L47 99L46 102H43V100H45ZM105 98H107V101ZM180 98H182V96H180ZM26 100H28V99H26ZM79 100L81 101V103ZM101 100H103V101H101ZM69 101H71V100H69ZM255 101L260 102V104H257ZM71 102H73V101H71ZM107 103H102L99 106L101 107V109H103V108H105V106L103 104H107ZM261 104H262V106H261ZM30 105H32V104H30ZM102 105H103V107H102ZM237 105L235 104L234 106L238 107ZM258 105H260V106H258ZM232 106H233V104H232ZM31 107H34V106H31ZM100 107H98V108L100 109ZM220 107H222L223 109ZM17 109L18 108L16 107L15 111H17ZM258 109H261V111H262V112L260 111L261 115H260V112H258L259 111ZM75 111L77 114H75ZM213 113L215 115V117L214 116L213 117L218 119L219 116L217 115L215 110L213 111ZM70 114L74 117H72ZM107 114H108V116H111V117H108ZM123 115L125 117L127 116L126 114H124V112L120 113L119 111H117L115 114L112 112L111 113L107 112L106 113V120H108V118L111 120H114V119H118V117H119V119H122V117H124ZM9 120H11V121H9ZM244 120L247 121L248 123L251 121V120L249 121L246 118ZM29 122L31 124V128L29 126ZM38 123L40 124L41 127L39 126ZM4 124L7 127L4 126ZM23 124H25V125H23ZM37 124L40 127L39 130H41V131L39 134H37L35 136V133L33 130H35L34 128H36ZM251 124L249 123L250 126H251ZM246 125L248 126L247 123H246ZM51 126H52V128H51ZM9 127H11V128H9ZM53 127H55V128H53ZM85 127H86V129H85ZM179 127H180V129H182L181 126H179ZM29 128H30V130H29ZM49 128H51V129H49ZM10 129H12V130H10ZM27 129H28V131H27ZM2 131H3V133H2ZM117 131L119 133L125 134V130L119 129ZM189 131H191V132L188 135L187 132H189ZM227 131H229V130H227ZM238 131H239V133H241L240 132L241 130H238ZM29 132H31L32 134H30ZM180 133H181L180 134L181 136L184 135L183 136L184 138L187 135L191 136V134H193V136H195V137L198 135L197 129H193V130L190 129L188 131L180 130ZM261 134H262V132H261ZM261 134L259 133V135H261ZM83 138H84V140H83ZM88 138H90V139H88ZM261 138L264 139V136H262ZM9 139H10V141L12 140L11 142H13L15 139H16V141H17V139H18V141H20L19 145H20V147L22 146L21 147L22 153L19 154V156L17 157L18 160H15L16 162L18 161L17 162L18 164L15 162L17 165L15 164L14 166L11 167L12 169L10 168L8 171H5V169L7 170L10 165H8V168H7V167H5L4 164H1V162L3 163V161L5 159L8 161V159L5 158V157H8V153L5 149V146H6V143H11V142H9ZM2 140L3 141L5 140V141L3 142ZM79 140H81V141H79ZM78 141H79V143H78ZM238 141H241V140L238 139ZM46 147H48V148H46ZM79 147H81V148H79ZM94 147H96V146L94 145ZM254 147L255 146H252V147L247 146L246 147L248 149V151H247L248 152L247 156L249 158L248 162H251L253 165H255L254 164L255 160H253V159L256 158L255 157L256 156V149ZM98 150H94V149L92 150L93 151V166L95 167L92 169V171L94 169H95L94 171L97 170V173L95 172V174H97L96 176L100 180V178H99L100 176H98L99 174L101 175V178H103V179L105 178V176L102 173V170H99V168L97 167L98 166V163H97L98 158L97 157L99 155V154H97V153H99ZM19 157H21V158L19 159ZM1 158H2V160H1ZM24 158H25V160H24ZM78 159L82 160L83 158L80 155V156H78ZM35 160H36V163H35ZM94 160L96 162H94ZM45 161H46V163H45ZM39 162H40V164H42L41 166H39L40 165ZM42 162H44V163H42ZM24 164H26V165L29 164V165L28 166L25 165V167H24L23 166ZM45 164H47V165H45ZM57 164H58V166H56ZM38 166H39L40 170H39ZM36 167H37V169H36ZM28 168L30 171L28 170ZM258 168H260V167L258 166ZM262 168H264V167L262 166ZM35 169L37 170V172ZM41 169H42V171H41ZM30 172H31V174L33 173L32 174L33 176L29 174ZM261 173H262V171H261ZM18 174H20V175H18ZM36 174H37V176H36ZM7 175H8V177H7ZM12 175H14L15 179H12L13 178ZM31 176H32V178H31ZM28 178L30 180L34 179L33 182L31 183V181L28 180ZM36 178H37V181H35ZM51 179H52V181L54 180L53 182L55 184V182L57 181V178L55 177V175ZM252 179H253V181H252ZM252 179L250 180V182H251V184L253 183V185L255 184L254 186L256 187L257 185L254 181V178H252ZM261 179H262V182H264V177H262ZM27 181H28V183H27ZM13 182H15V183L13 184ZM29 182L31 183V186L34 185L35 187L34 186L31 187V186L27 185V184H29ZM35 184H37V185H35ZM24 185H27V187ZM260 185H262V184L260 183ZM41 186H42V188H41ZM62 190H61V192L64 193ZM130 193H131L130 196L126 195L127 198H126V196L124 198V200H126L127 205H128V203L130 204L128 206V211H130L128 213V215L130 214L129 216H132V217H129V219H131V221L130 220H128V221H130L131 223H135V225L134 224L133 225H134V227L137 228V229L131 228L130 230H132V232L136 230V233L139 231L138 233H140V236H139L140 238L137 240V243L139 246L143 247L144 243L142 244V242H144L146 240V238H148V236H147V233L145 232L146 228L143 225L142 219L139 220V218L135 214L136 209H134V205H133L134 202L136 201L135 190H131ZM25 194H27V195H25ZM39 194H41V195H39ZM2 195H0V198L4 197V199L3 198L2 199L6 200V197L4 195L3 196ZM128 195H129V193H128ZM49 197H50V202H49ZM62 198L63 199L65 198L63 200V202H64L67 199V196L66 197L62 196ZM100 198L102 199V197H100ZM72 199H74V200H72ZM127 199H129V200L127 201ZM254 199L252 200L253 203L250 201V204L246 203L243 205L244 207L246 205L254 206V207H252V210H251V207L248 210L249 213L250 212L254 213V215L253 214L251 215V213H250L251 217L255 216V213L257 211L258 212L256 213V215L264 211V202H263L264 199H263V197L258 195V196H255ZM67 200L69 201V203H67V205L70 204V202H71V204H70L71 206L70 205L69 206L73 207L72 208V210H73L72 214L74 215L76 213V210L78 209L76 206V203H74V202H76L77 199L73 197V198H71L72 201L70 200V198H68ZM22 202H20V203H22ZM72 204H73V206H72ZM32 205L30 206L31 208L27 207V209H30L31 211L33 209L36 210L34 207H32ZM62 205L64 206V205H66V203L65 204L63 203ZM15 206H16V204H15ZM248 206L246 208H249ZM244 207H242V208H244ZM218 208H219V206L216 209H218ZM242 208H241V210L245 211V208L244 209H242ZM149 209H150V207H149ZM34 210H33L34 213L33 212L32 213L36 215V212ZM151 211H153V214H154V216H153L154 218H152L153 220H152L151 224L154 226V229H156V231H158V229L161 230L162 229L161 227L165 223L167 224V222L170 223V222H172V220L174 221V219H173L174 217H171V216H173V214H170V215L163 214L165 216H163V215L161 216L160 213H158V215H157V213H156L157 211L154 212V209L152 210V208H151ZM252 211H254V212H252ZM176 212H178V214L180 213L179 215L176 213V217L181 219L180 222L182 225L180 223H179V225L181 226L180 229L182 231H180V232H182V235L179 231H177L178 228L176 229V231H174L173 234H175V232H176L177 234H175V235H178V237L184 239V237L186 238V236L184 234L187 233L185 230L189 229V228H187L188 225L184 221L185 220L188 221V218L185 216L186 219H184L185 218L183 215L184 211L176 210ZM246 212H247V210H246ZM42 215L44 216V218ZM13 216H15V217H13ZM13 216H12L13 217L12 222L16 223L18 221L16 223L18 228L21 227L20 230H23L22 226H23V228L27 227L24 230H26L25 232H28L29 229H28V225L26 226V224H27L26 220L22 219V223H21V220L19 221L18 218L16 217V215H13ZM48 216H49V218L50 217L51 218L49 219ZM195 217H197L198 219H200L202 221V218H204V215H200L198 213V214H196ZM38 218H41V219H38ZM253 218H255V217H253ZM13 219H14V221H13ZM165 219H167V220H165ZM15 220H17V221L15 222ZM23 223H25V224H23ZM245 223L248 224L247 225L248 227L247 226L246 227L249 228V229L246 228L247 234L252 235L254 233L253 236H256V237L259 235L261 237L264 234V223H262V224L257 223L258 225L256 224L255 226L253 225V227H255V229H252L253 232H251V227L249 226L250 223H248L247 221H245ZM34 224H36V225H34ZM198 225H200V224L198 223ZM122 226H126V225L122 222L121 227ZM37 227H38V229H37ZM51 227L52 226L48 227V229L51 230L50 229ZM126 227H123L124 228L123 232L126 230L125 232H127V234H128V232L130 230H129L128 226H126ZM198 227L199 226H194L195 229L193 228L192 230L193 231L195 230V232H197L199 234L200 227L199 228ZM46 229H47V227L44 228V230H46ZM127 229L129 231H127ZM248 230H249V232H248ZM170 232L172 234L173 231L170 230ZM170 232L169 233L167 232V233L171 237V240H170V237L167 236V233H165L166 234L165 237H167L166 241H168L169 243L167 242L168 246H167L166 250H163L164 253L162 254V256L163 255L165 256V257L164 256L162 257L163 258L162 260H164L163 261L164 264H167V262L168 263H174L175 262L176 258H174V257L175 256L177 257L179 253L174 252V251L175 250L179 251L178 249L181 245V243L178 241V238H176V239H175V237L173 238L174 235L173 234L171 235ZM124 233H123L124 240L122 238L123 242L125 241V238L128 236V235L127 236L124 235ZM92 234L94 236L96 235V237H97V234H95V231H93V230H91V234L90 233L87 234L86 239H84V241L88 240V242L87 241L84 242V244L82 245L84 247L81 248L82 250L83 249L84 250L83 251L80 250L77 252L79 254V258L80 257L82 258L85 256V253H86L85 250L87 248L89 249L90 245H91L90 249L92 250V251H90V253L92 252L94 258H97L96 257L97 251H95V250H97L98 244L96 242L98 240L96 241V238ZM27 235H28L27 236L28 238L26 237V240H27L26 243L28 241H30V244H31L30 231L28 232ZM52 235L55 237L56 236H58V237L54 238ZM91 235L93 236L92 237L93 239H91V237H90ZM130 235H133V234L130 233ZM260 237H258V238H260ZM45 238H46V240H48V242L46 244L48 246L50 245L49 246L50 249L48 248L47 245L45 246ZM49 238L50 239L52 238L51 240H54V241H52L53 244L51 243V240H49ZM155 239H156L155 241L158 242V237H155ZM89 240H91V242L94 240L95 243H93L94 241L91 243ZM176 240L179 242V244H177L178 242ZM170 241H174V242L170 243ZM89 242L91 243L90 245H88ZM123 242H122V244H123ZM145 242H147V240ZM175 242H177V243H175ZM49 243H51L52 245ZM27 244L29 246H31L29 243H27ZM27 244H26V248H28L29 250L28 251L26 250V251H27V253L28 252L30 253L31 252L30 247L27 246ZM43 244H44V246H43ZM95 244H96V246H95ZM175 244H176V246H175ZM86 245H87V247H86ZM91 247L92 248L95 247L96 249L95 248L92 249ZM167 249H168V251H167ZM47 250H49V252L54 251L53 256L55 253V258L53 256H51L52 253L51 254L49 253L50 254V257H49ZM153 250L155 251L154 248H153ZM153 250L151 249V251H153ZM171 250H173V252ZM94 251H95V255H94ZM151 251L149 250V252H151ZM165 251H166V253H165ZM11 252H13L12 248H6L3 252V254H1L2 252H0V257H1L0 258V264H16V263L20 264L21 263V261H20L21 258L14 256ZM56 252H58V253H56ZM82 252H84V253H82ZM29 253H28V255H29ZM47 254H48V258H47ZM80 254L81 255L84 254V256H81ZM173 255H174V257H173ZM29 256L32 257L28 261L29 264L35 263L36 258L32 255H29ZM77 256L78 255L76 254V257ZM93 256H91L92 260H93V258H92ZM137 257H139V254L137 255ZM17 258H19V259H17ZM50 258H51V260H50ZM62 258H64V259H62ZM32 259L34 262L31 261ZM68 261H69V258H68ZM93 261H95L94 263H96V264L103 263L102 261L100 263H98L99 261L97 259H94ZM46 262H48V261H46ZM69 262H72V260ZM69 262H68V264H70ZM72 264H73V262H72ZM152 264H156V261L152 262Z\"/></svg>",
    "mask_w": 264,
    "mask_h": 264
}]
</instances>
